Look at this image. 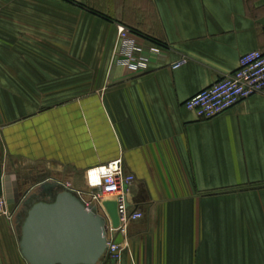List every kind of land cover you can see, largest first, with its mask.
Listing matches in <instances>:
<instances>
[{
    "label": "crops",
    "instance_id": "crops-1",
    "mask_svg": "<svg viewBox=\"0 0 264 264\" xmlns=\"http://www.w3.org/2000/svg\"><path fill=\"white\" fill-rule=\"evenodd\" d=\"M118 24L166 50L117 63ZM258 49L264 0H0V264H29L34 204L120 156L143 213L120 264H264V91L210 119L185 107Z\"/></svg>",
    "mask_w": 264,
    "mask_h": 264
},
{
    "label": "built area",
    "instance_id": "built-area-1",
    "mask_svg": "<svg viewBox=\"0 0 264 264\" xmlns=\"http://www.w3.org/2000/svg\"><path fill=\"white\" fill-rule=\"evenodd\" d=\"M137 34L129 27L118 24V42L123 51L117 63L132 71L143 72L148 69L152 54H162L166 46L157 42L147 47L137 41ZM186 61L182 58L175 63L179 66ZM264 91V49L250 51L242 55L239 67L213 85L204 88L185 102V107L193 111L198 118L210 119L234 107L243 99ZM99 170L95 180L91 179L93 171ZM86 186L74 187L59 182L74 193L88 211L100 215L104 220L107 247L102 259L105 264L111 260L120 264L122 251L127 245L126 235L130 224L143 217L142 211L133 208L129 188L134 185L136 176L128 173L124 167L123 157L112 159L90 167L85 172ZM117 202L119 224L113 220L104 205L105 201ZM0 215L11 220L14 211L9 207L2 181L0 180ZM120 237H125L122 242Z\"/></svg>",
    "mask_w": 264,
    "mask_h": 264
},
{
    "label": "water",
    "instance_id": "water-1",
    "mask_svg": "<svg viewBox=\"0 0 264 264\" xmlns=\"http://www.w3.org/2000/svg\"><path fill=\"white\" fill-rule=\"evenodd\" d=\"M104 205L117 227V202ZM104 223L74 193L63 190L53 201L37 202L28 210L19 240L21 253L29 264H99L107 247Z\"/></svg>",
    "mask_w": 264,
    "mask_h": 264
},
{
    "label": "rangeland",
    "instance_id": "rangeland-1",
    "mask_svg": "<svg viewBox=\"0 0 264 264\" xmlns=\"http://www.w3.org/2000/svg\"><path fill=\"white\" fill-rule=\"evenodd\" d=\"M86 170H85V172H86ZM85 172H84V186H86ZM105 264H113V263L111 262V260H108Z\"/></svg>",
    "mask_w": 264,
    "mask_h": 264
},
{
    "label": "bare ground",
    "instance_id": "bare-ground-1",
    "mask_svg": "<svg viewBox=\"0 0 264 264\" xmlns=\"http://www.w3.org/2000/svg\"><path fill=\"white\" fill-rule=\"evenodd\" d=\"M98 175H99V170H96V177H95V179L98 177Z\"/></svg>",
    "mask_w": 264,
    "mask_h": 264
}]
</instances>
